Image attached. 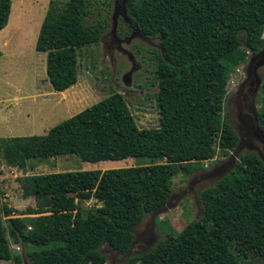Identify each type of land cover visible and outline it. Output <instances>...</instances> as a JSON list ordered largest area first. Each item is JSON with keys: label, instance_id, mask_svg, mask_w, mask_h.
<instances>
[{"label": "trees", "instance_id": "obj_1", "mask_svg": "<svg viewBox=\"0 0 264 264\" xmlns=\"http://www.w3.org/2000/svg\"><path fill=\"white\" fill-rule=\"evenodd\" d=\"M104 6L112 0H99ZM11 0H0V31L8 24ZM90 0H52L35 50L46 54L51 88L64 92L78 81V50L98 46L105 19L88 21ZM126 13L140 34L160 40L156 80L159 127L139 129L121 94L114 93L61 122L43 136L0 138V165L26 171L52 157L82 161L146 160L147 164L106 171L25 176L22 195L47 200L94 199L86 212L57 210L7 220L10 236L27 238L38 250L34 264H106L104 245L127 254L125 264H241L230 250L214 205L203 200L202 216L174 240L161 238L147 252L132 253L137 228L171 199L173 179L202 169L212 130L225 155L237 146L236 132L223 121L229 73L264 46V0H127ZM245 47V48H244ZM264 104V85L262 89ZM229 189L258 260L264 262V165L246 154ZM27 224L32 230L27 231ZM0 208V261L24 264L11 254Z\"/></svg>", "mask_w": 264, "mask_h": 264}, {"label": "rangeland", "instance_id": "obj_2", "mask_svg": "<svg viewBox=\"0 0 264 264\" xmlns=\"http://www.w3.org/2000/svg\"><path fill=\"white\" fill-rule=\"evenodd\" d=\"M7 26L0 31V138L43 136L61 122L114 93L121 94L139 129L159 127L156 80L158 38L142 36L127 16V0H112L104 6L90 0L89 22L105 19L108 28L98 46L78 50V81L64 92L54 91L46 75V54L35 50L43 19L52 0H11ZM58 1V0H57ZM60 1V0H59ZM64 1V0H62ZM264 38V34H263ZM245 48V47H244ZM246 59L229 73L224 100L223 121L237 134L235 150L225 155L219 149V134L212 130L202 169L190 176L181 173L173 179L170 202L160 211L144 217L134 229L132 253L147 252L161 238L174 240L187 224L203 212V200L211 202L227 236L230 250L241 264H264L258 260L245 223L235 207L229 189L235 170L246 154L255 155L264 165V46L254 52L245 48ZM147 164L146 160L89 163L76 155L49 158L26 171L0 165V208L11 254L21 255L24 264H34L38 249L27 238L10 236L7 220L33 218L57 210L86 212L99 207L94 199L77 201L73 196L35 200L22 195L19 180L25 176L81 171H106ZM27 224V231H31ZM106 264H125L127 254L104 245ZM0 264H14L0 261Z\"/></svg>", "mask_w": 264, "mask_h": 264}, {"label": "flooded vegetation", "instance_id": "obj_3", "mask_svg": "<svg viewBox=\"0 0 264 264\" xmlns=\"http://www.w3.org/2000/svg\"><path fill=\"white\" fill-rule=\"evenodd\" d=\"M139 32V31H138ZM142 35V34H141ZM142 36H144V35H142ZM145 37H148V36H145ZM148 38H155V37H148Z\"/></svg>", "mask_w": 264, "mask_h": 264}]
</instances>
